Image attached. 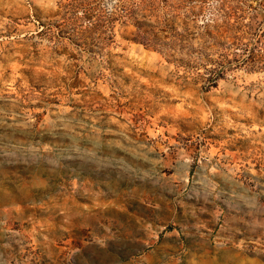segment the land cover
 I'll list each match as a JSON object with an SVG mask.
<instances>
[{
    "label": "rangeland",
    "instance_id": "374dc122",
    "mask_svg": "<svg viewBox=\"0 0 264 264\" xmlns=\"http://www.w3.org/2000/svg\"><path fill=\"white\" fill-rule=\"evenodd\" d=\"M0 264H264V0H0Z\"/></svg>",
    "mask_w": 264,
    "mask_h": 264
}]
</instances>
